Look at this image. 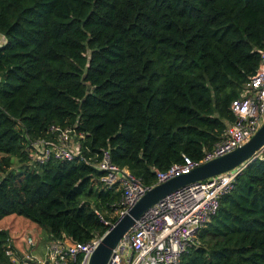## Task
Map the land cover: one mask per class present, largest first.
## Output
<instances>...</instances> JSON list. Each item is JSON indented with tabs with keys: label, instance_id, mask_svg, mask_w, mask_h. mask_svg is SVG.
I'll use <instances>...</instances> for the list:
<instances>
[{
	"label": "trees",
	"instance_id": "1",
	"mask_svg": "<svg viewBox=\"0 0 264 264\" xmlns=\"http://www.w3.org/2000/svg\"><path fill=\"white\" fill-rule=\"evenodd\" d=\"M263 43L264 0H0V220L23 216L50 243L103 235L121 199L100 180L103 151L148 186L199 161ZM52 126L78 142L72 161L34 159V141L58 142ZM198 241L181 264H264V155ZM26 263L1 228L0 264Z\"/></svg>",
	"mask_w": 264,
	"mask_h": 264
},
{
	"label": "built area",
	"instance_id": "2",
	"mask_svg": "<svg viewBox=\"0 0 264 264\" xmlns=\"http://www.w3.org/2000/svg\"><path fill=\"white\" fill-rule=\"evenodd\" d=\"M258 52L260 61L255 73L242 86L239 96L230 103L234 121L222 138L205 151L199 161L184 156L182 162L174 163L166 170H155V183L148 186L125 168L111 162L108 152L103 151L101 158L95 162L96 167L104 174L100 180L105 185L119 182L121 186L120 206L113 215L116 220H103L107 226L105 233L152 186L189 173L194 167L231 152L245 144L258 131L264 122V43ZM51 130L57 133L58 142L47 139L34 141V159L40 163L49 158L72 161L78 151V142L71 140V130H61L55 126ZM247 163L165 195L136 219L132 227L119 239L107 264H181L187 250L199 242L200 228L217 212L220 198L234 188L237 175ZM101 237L102 235L94 237L85 243L69 240L51 242L53 246L41 264H88ZM8 253L12 254L9 251ZM23 258L27 262L32 259Z\"/></svg>",
	"mask_w": 264,
	"mask_h": 264
},
{
	"label": "water",
	"instance_id": "3",
	"mask_svg": "<svg viewBox=\"0 0 264 264\" xmlns=\"http://www.w3.org/2000/svg\"><path fill=\"white\" fill-rule=\"evenodd\" d=\"M262 151H264V122L242 146L194 167L189 173L181 174L152 186L110 230L102 235L90 255L88 264H107L119 239L132 227L135 220L168 193L185 185L231 171L242 163H249L257 158V153Z\"/></svg>",
	"mask_w": 264,
	"mask_h": 264
},
{
	"label": "rangeland",
	"instance_id": "4",
	"mask_svg": "<svg viewBox=\"0 0 264 264\" xmlns=\"http://www.w3.org/2000/svg\"><path fill=\"white\" fill-rule=\"evenodd\" d=\"M75 141L74 137L71 138ZM264 151L259 153L263 157ZM114 215V211L111 216ZM5 228L9 232V243L25 258H32L34 264H41L47 257V252L52 248L48 240L47 232L35 222L15 214L5 216L0 220V229ZM31 252L33 256H27Z\"/></svg>",
	"mask_w": 264,
	"mask_h": 264
},
{
	"label": "crops",
	"instance_id": "5",
	"mask_svg": "<svg viewBox=\"0 0 264 264\" xmlns=\"http://www.w3.org/2000/svg\"><path fill=\"white\" fill-rule=\"evenodd\" d=\"M29 255H32L33 256V254L31 252H28L27 256H29Z\"/></svg>",
	"mask_w": 264,
	"mask_h": 264
},
{
	"label": "clouds",
	"instance_id": "6",
	"mask_svg": "<svg viewBox=\"0 0 264 264\" xmlns=\"http://www.w3.org/2000/svg\"><path fill=\"white\" fill-rule=\"evenodd\" d=\"M105 234V233H104Z\"/></svg>",
	"mask_w": 264,
	"mask_h": 264
}]
</instances>
